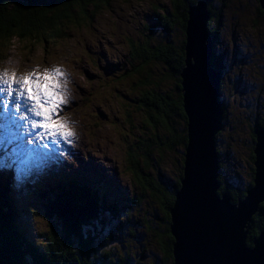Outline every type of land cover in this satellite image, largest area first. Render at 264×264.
Wrapping results in <instances>:
<instances>
[{"label":"trees","instance_id":"16d2710c","mask_svg":"<svg viewBox=\"0 0 264 264\" xmlns=\"http://www.w3.org/2000/svg\"><path fill=\"white\" fill-rule=\"evenodd\" d=\"M112 1L0 0V41H11L14 37L22 40H45L51 36L57 37L62 32V22L68 23L64 25L65 27H78V24H71V21L75 22L79 18V11L86 16L90 4L100 3L93 7L92 13L97 7L103 6L101 2L111 3ZM120 1L126 5L129 0ZM175 1L176 6L168 4L167 9L162 4L160 8L167 16L165 20L172 22L182 33L187 19L188 6L192 3L195 4L197 0H185L182 12L179 10L178 0ZM154 8L157 9L156 6ZM88 18L85 17L84 21H88ZM159 25L158 23L148 27L144 39L135 42L141 46L139 52L144 56L138 66H135V73L141 80V84L135 83V87H140V85L143 87V89L140 88L138 111L139 116L143 118L142 124L145 126L138 140V144H142V146L141 148L136 147L134 152L137 151V154L130 162H127V165L128 170L129 164L131 165L133 183L141 186L143 195H148L150 201L157 204L162 214L157 225L148 228L151 229L154 238L163 245L165 264H172L173 240L168 233L169 210L173 205L174 194L179 188V181L182 178L183 151L186 145L187 122L182 108L181 79L179 78L184 66L182 62L185 58L183 52L185 41L183 40L181 45L174 43L170 35L172 32L168 26L167 31L158 34L162 36L161 42H159L156 38L157 34H154ZM209 30L211 31L210 27ZM153 67L158 70L155 74H153L155 70L153 72L148 70ZM103 68L108 75L111 71H115L107 65ZM127 74L126 71L125 75ZM174 80L176 81L174 88L168 90L166 84H171ZM256 128L264 129V117L254 118V122L249 128L252 145L253 130ZM170 153L173 155H168ZM218 155L220 159L222 153L218 151ZM251 155H249V161L252 164V152ZM170 157L175 160V179H169L164 173L166 160ZM66 171L76 172L71 168ZM249 177L250 181L244 185L245 190L252 183V169ZM218 181L220 183L218 194L227 193L231 202L235 203L245 196V190L236 187L232 180L224 175L221 166ZM55 195L57 196L55 201L46 206L48 211L44 214V220L47 221L49 218L55 217L59 224L52 228L50 242L47 244L49 247L46 253L40 256L28 250H22V240L25 236L16 241L13 219L17 215L22 217L23 215L19 210L14 211L12 215L6 214L2 210L4 199L0 194V264H107L99 259L101 258L100 254H96L97 251H104L103 256L113 255L112 248L107 247L106 237L101 236L97 230L102 227L101 222L97 219V211L100 210L101 215L102 211L107 208L98 204L93 192L81 184H67V187L50 189L45 200L49 202L50 199L47 196ZM13 196L16 197L15 194ZM41 197L44 198L43 195ZM155 219L159 220V217ZM24 230V222H22V231ZM262 230H264V202L259 205L258 211L251 218L250 233L246 239V245L252 246L253 238L258 236ZM131 235H134L133 230ZM107 238L111 239V237ZM13 241L16 245H13ZM122 263L126 264L125 261Z\"/></svg>","mask_w":264,"mask_h":264},{"label":"rangeland","instance_id":"374dc122","mask_svg":"<svg viewBox=\"0 0 264 264\" xmlns=\"http://www.w3.org/2000/svg\"><path fill=\"white\" fill-rule=\"evenodd\" d=\"M162 4L167 9L168 4L169 6L177 5L175 0H129L126 5H123L120 0H113L109 3V6L101 8L103 14H100L98 19L88 23L89 30L83 31L82 33L84 34H80L72 28L65 27L64 25L68 23L65 21L62 22V38L56 41V48L50 42L46 44V47L50 49L54 48L55 50L66 47V53L69 56L77 58L87 57L91 60L94 68H98L108 57L107 60L109 62L101 64L100 70L104 74L101 80L106 81L111 86V89L121 92V88L113 84L111 80H115L112 77L113 73L121 77L130 69L126 55L111 62V55H116L113 50V44L110 41L112 37L110 35H107L104 39L98 37L95 42L90 41V39L94 35L95 37L101 35L100 31L106 35L107 32L105 30L111 29H114L115 32L121 35L126 34L128 41L127 50L130 55L129 59L137 67L144 56L139 52L141 46L135 44V41L144 39L142 35L144 36L146 33L142 34L141 32L144 29L147 32L149 25L155 22V20L153 21V16L159 19L158 23L160 25L154 31V34H157L156 38L159 42H161L162 36L158 34H163L164 31H167L168 26L172 32L170 35L174 43L181 45L184 40V32L181 33L172 22L165 20L167 16L164 15L160 8ZM182 5L185 6V0H178V6H180L179 10L181 12L184 11ZM208 5V10L212 16L210 18L212 33L217 32V54H220V50H222L224 61H227L226 68L222 72L223 78L220 93L226 105L225 125L217 141L218 151L222 153L220 166L224 175L231 179L236 187L245 190L244 185H247L250 181L249 174L251 169L253 170V163L251 164L249 161V155H251L253 147L249 128L253 124L254 118L264 117V12L259 8L257 0H208ZM154 6L157 7L156 10L159 14H153L150 11L154 9ZM107 15L109 20L106 17ZM61 21L63 20L61 19ZM167 23L168 25L166 26ZM89 31L92 33L91 35H89ZM71 33L74 37L69 42L68 38ZM88 35L89 37L84 38L83 42L85 44L90 42L88 45H85L81 38ZM119 37L124 38L125 36ZM234 42L240 54L238 51H235ZM12 48L16 52L21 51V47L16 43L12 45ZM102 51H104V56H102ZM18 61H21V59L18 58ZM30 61L41 64L43 59L38 54H33ZM106 65L115 71H111L110 75H108L103 68ZM145 66L147 65L145 64ZM135 68L130 71V76L135 83L141 84L139 75L135 73ZM148 70L151 72L155 70L153 74L158 71L154 67L148 68ZM99 79L100 77L97 76L96 80ZM175 84L176 81L174 80L171 84H166V86L170 90L174 88ZM140 88L143 89L141 85L140 87H136L137 95L135 96L137 98L140 95ZM104 91L106 92V90ZM126 92L131 93L132 91L126 88ZM122 94L126 99L131 97L130 94H126L125 92H122ZM39 98H42V96L40 95ZM123 107H128V105L123 103ZM142 119L138 115V131L141 129V125L142 129L145 126L142 124ZM136 122L137 120H135ZM135 123L132 118L129 119L128 131L130 133L135 132ZM15 128L14 132L17 131L19 133L18 128ZM77 130L82 135L83 128L77 127ZM95 133L98 135L96 131ZM82 142H85L89 147V151H93L95 154V150H92L88 141ZM94 143L96 146H99L103 143V140L97 137ZM107 144L111 149L115 150L112 140H107ZM141 146L142 144L137 145L138 148H141ZM116 153H118V150H115ZM136 154L137 151L127 154V161L130 162ZM168 155L171 156L173 154L170 153ZM97 156L102 157L101 155ZM108 159V162L114 166L117 181L128 192L123 198L118 199V202L114 206V210L117 211L112 210V213L120 214L124 210L126 215L118 216V218H115V215L111 214L105 216L104 222L106 225L101 227V236H109L110 231L111 239L107 237L105 239L107 241V247L110 246L112 248L113 255L103 256L104 251H97L96 254H100L101 258L99 259L107 262V264H123L122 261H125L126 264H165V258H163L165 254L162 252L163 245L154 238L151 229L148 228L149 226L155 227L154 225H157L162 216L157 204L150 201L148 195H143L140 185L126 181L125 177L128 181H131V178H133L130 164V175H125L122 166L115 158L109 157ZM89 163L94 165L96 161L90 159ZM100 164H103V162H100ZM80 167L81 163L76 160L74 166H68L66 170L71 168L77 171ZM165 168L164 173L166 176L169 179H175L176 165L173 157L166 160ZM32 189L35 193V201L38 199L36 192L39 188L33 184ZM115 193L116 189L114 188V183H112L111 187L106 191V198H114ZM130 194L131 199L133 200V196H135V199L134 202L128 203L127 198ZM156 217H159V220L155 219ZM58 224V220L55 217H51L47 221L36 220L32 226L33 228L48 230L51 226L53 228ZM132 230L134 231L133 236L131 235ZM15 239L19 241V239ZM13 245H16L14 241Z\"/></svg>","mask_w":264,"mask_h":264},{"label":"water","instance_id":"95a60500","mask_svg":"<svg viewBox=\"0 0 264 264\" xmlns=\"http://www.w3.org/2000/svg\"><path fill=\"white\" fill-rule=\"evenodd\" d=\"M257 1L264 12V0ZM186 15L179 75L186 145L182 178L169 210L172 264H264V230L253 238L252 246L245 243L251 218L264 202V129L253 130L252 183L233 203L227 193L218 194L217 134L223 126L224 104L219 97L222 75L211 64L206 2L189 6ZM105 90L110 92V86Z\"/></svg>","mask_w":264,"mask_h":264},{"label":"bare ground","instance_id":"6f19581e","mask_svg":"<svg viewBox=\"0 0 264 264\" xmlns=\"http://www.w3.org/2000/svg\"><path fill=\"white\" fill-rule=\"evenodd\" d=\"M163 31V30H162ZM184 31H185V27H184ZM173 46V45H172ZM180 50V49H179ZM183 52H184V49H183ZM184 56H185V52H184ZM183 61V60H182ZM182 63H184V62H182ZM183 66V65H182ZM180 78V77H179ZM181 86V85H180ZM181 92V91H180ZM182 107H183V105H182ZM262 127V126H261ZM16 129V128H15ZM15 134H17V135H19V133H17V131L15 132ZM186 136V135H185ZM252 137V136H251ZM186 143V142H185ZM184 143V144H185ZM185 147V146H184ZM8 156L9 155H5L4 157H3V160H6V159H8ZM252 156V155H251ZM181 158V157H180ZM3 162V161H2ZM183 162V161H182ZM0 168L2 169V163L0 162ZM15 172H14V174H13V172H12V181L14 180V177H15ZM228 188V187H227Z\"/></svg>","mask_w":264,"mask_h":264},{"label":"flooded vegetation","instance_id":"af4514ba","mask_svg":"<svg viewBox=\"0 0 264 264\" xmlns=\"http://www.w3.org/2000/svg\"><path fill=\"white\" fill-rule=\"evenodd\" d=\"M234 45H235V51H236V52L238 51V53L240 54L239 49L237 48L235 42H234ZM216 49H217V47L214 45V51H216ZM220 51H221V50H220ZM215 54H217V53L215 52ZM221 54H223L222 51H221ZM213 59H215V58H213ZM221 59L223 60L224 58L221 57L220 60H221ZM216 62H217V60H214V63H216ZM226 65H227V61H224V64H223L222 66L219 65V67H220V68H226Z\"/></svg>","mask_w":264,"mask_h":264}]
</instances>
